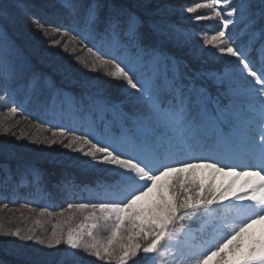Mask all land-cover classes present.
Here are the masks:
<instances>
[{
	"label": "snow or ice",
	"instance_id": "6c2138e0",
	"mask_svg": "<svg viewBox=\"0 0 264 264\" xmlns=\"http://www.w3.org/2000/svg\"><path fill=\"white\" fill-rule=\"evenodd\" d=\"M218 5L223 6L217 9ZM20 6V0L0 4V18ZM62 7L82 27L45 26L38 17L33 23L53 47H60L65 36L69 42L92 43L88 51L96 49L98 62L91 70L103 69L107 77L123 81L107 85L116 87L123 98L113 99L106 90L66 92L39 72L0 28V68L7 69L0 74L4 94L19 85L45 106L50 100L86 113L89 127L79 135L72 132L73 139L64 146L91 158L83 162L91 169L97 164L113 166L99 171L110 173L114 182H98L101 202L68 204V209H91L85 217L88 223L66 230L58 224L47 239L34 232L22 237L55 251L26 254L16 249L6 253L12 260L0 259V264H95L89 257L108 264H139L136 258L141 254H155L148 258L160 264L173 247L172 264H264V0L184 6L188 13L202 7L211 10V16L197 15V21L212 16L221 21L214 34L203 31L202 45L193 44L194 34L170 21V5L153 0L134 5L62 0ZM241 23L240 34L233 35ZM245 35L246 43H236ZM69 42L63 44L64 51ZM205 46L213 58L212 48L235 58L234 66L198 71L173 51L187 47L185 55L198 60ZM13 104L9 111L15 114L22 106L14 98ZM200 168L211 169L206 184L196 177ZM218 173L232 179L216 187L212 181ZM29 177L38 185L41 173L34 167L21 170L19 164L13 171L7 159L0 162V183L20 185ZM240 178L244 179L237 186ZM64 187L74 185L66 180ZM46 211L41 209V215ZM74 218L71 214L68 220ZM192 220L203 222L202 235L204 225L210 224L211 232L186 245L181 233L190 229L181 222ZM101 221L110 230L103 241L94 233ZM0 231L21 236L20 230L4 231L2 225ZM61 244L67 246L63 251Z\"/></svg>",
	"mask_w": 264,
	"mask_h": 264
},
{
	"label": "rangeland",
	"instance_id": "374dc122",
	"mask_svg": "<svg viewBox=\"0 0 264 264\" xmlns=\"http://www.w3.org/2000/svg\"><path fill=\"white\" fill-rule=\"evenodd\" d=\"M127 1L132 5L140 2V0ZM197 2L206 4L210 0H196L194 3L183 4L181 6H174L168 0H153L154 4L170 5V21L181 30L193 33V44L202 45L203 31L211 30L209 32V35H211L214 34L216 29L206 24L201 31L190 25V22H198L195 19L197 15L211 16V10L206 7H202L194 13L186 11L184 6H194ZM12 3H14V0H0V4L8 5ZM20 3L21 6L12 8L11 13L6 18H0V28L5 31L8 40L21 51L24 57H27L31 61L39 72L50 76L66 92L78 95L86 89L91 92L106 90L107 93L111 94L113 99L123 98L116 87H107V85H123V81L107 77L103 69L98 71L91 70V66L98 62L96 49L93 48L92 52L88 51V47H93V44H88V42L80 39L69 42L70 37L65 36L60 47H53L47 43L48 38L33 23L32 18L38 17L40 22L45 26L63 25L68 28L82 27V24L77 25L73 22L69 10L62 7V0H20ZM231 3L235 5L238 3V0H231ZM222 6L218 5L217 9ZM217 25H221L219 19H217ZM235 27H241L238 31V34H240L244 25L241 23ZM244 37H246L247 41L248 37L246 35ZM181 38L183 39V37ZM65 42H69L68 51H64L63 49ZM236 43H241V41H237ZM207 47L205 46L206 51L201 57L206 61H210L217 71L225 70V66L228 68L234 66L235 58H233L230 64L223 63L221 62L222 58L230 56H221L217 49L212 48L211 51L216 53V57L213 58L207 51ZM187 51L188 48L186 49ZM77 57H79L82 63L78 62ZM85 65H88V67H85ZM104 82H107V84ZM4 87V82L0 80V161L2 162L7 159L8 162L19 163L22 169L34 167L40 171L39 164L54 163L94 173L98 178L93 188L86 189L89 199L85 202H101L104 197L101 195L102 189L97 187L98 182L111 184L114 182V178L110 173H101L99 170L113 166L97 164L95 170L91 169L83 163L91 158L84 157L81 153L64 146V144L73 139L72 132L79 135L89 127L85 126L83 131L77 128L84 117L89 119V116L66 105L62 107L59 102L53 103L49 100L45 106L34 97L30 98L19 85L12 86L9 95L5 96ZM13 98L17 104L22 106L20 109H24L28 113L22 111H17L15 114L11 113L9 109L14 106ZM39 112H45L46 115H50L52 124H54L53 122L59 124L61 121L62 127L56 128L58 126L55 125V127L53 126L50 129L47 125H39L36 120ZM82 116L84 117L82 118ZM61 129L64 130L63 134H61ZM96 131L101 135L104 134L103 128H97ZM53 132L56 134L53 135ZM52 140H55L56 143L50 144L49 141ZM204 172L203 168L196 170V177L199 181ZM231 179L232 177L230 176L218 173L214 181L219 186L221 183H226ZM243 179L240 178L238 180L237 186L239 183H242ZM30 181L28 178L27 181L20 185L9 182L6 184L9 187H5L4 189L2 186L0 187V225L3 226L4 231H15L18 229L21 233L20 237H14L4 235L0 231V250L2 252L8 253L16 249L22 250L26 254L35 253L37 250L40 252L55 251L47 249L44 245L36 244L35 241H26L22 237L34 232L37 236L47 239L50 237L53 227L58 224L66 230L69 226L77 228L82 223H88L85 217L91 213V209L83 211L68 209L69 203H76L72 200H66L60 205H51L44 200L41 187ZM28 183L32 185V194L34 196L32 200L28 199L26 194L23 196V192L29 186ZM224 203L227 204L228 202ZM41 209H47V211L41 215ZM61 212H63V215H60ZM71 214H75L73 221L68 220ZM202 225V221H197V225L193 227L182 224L184 229H190L189 232L182 235L186 245L199 242L211 232V225H204L206 231L202 235ZM180 228L181 225H178L177 229L179 230ZM94 233L97 240L103 241L110 235V230L101 221L98 222V227L94 230ZM66 247L64 244L59 246L61 251L66 249ZM173 249L176 251L175 247ZM143 257L144 255L141 254L140 257L136 258L139 259V264H148L143 263ZM89 260L95 261V264H108L107 261H100L95 257H89ZM111 264H115V261H112Z\"/></svg>",
	"mask_w": 264,
	"mask_h": 264
},
{
	"label": "trees",
	"instance_id": "16d2710c",
	"mask_svg": "<svg viewBox=\"0 0 264 264\" xmlns=\"http://www.w3.org/2000/svg\"><path fill=\"white\" fill-rule=\"evenodd\" d=\"M170 4L174 6H181L183 4H191L196 2V0H168ZM116 2L128 3L126 0H116ZM129 4V3H128ZM258 46V44H257ZM187 47L183 50L173 49L178 55H184V58L190 62V65L193 69L198 71L207 72L210 68V64L204 58L194 60L191 56L185 55ZM255 55V53H253ZM13 168V171H16L17 163L9 162ZM42 169L41 174V184L49 191V198L56 200L60 198L64 191V181L72 179L74 183H81L85 181H91L88 177L82 176L77 170L70 169L63 166H56L52 164H41ZM22 170V169H21ZM58 200V199H57ZM60 200V199H59ZM0 259L10 261L13 259V256L6 254L0 250Z\"/></svg>",
	"mask_w": 264,
	"mask_h": 264
},
{
	"label": "bare ground",
	"instance_id": "6f19581e",
	"mask_svg": "<svg viewBox=\"0 0 264 264\" xmlns=\"http://www.w3.org/2000/svg\"><path fill=\"white\" fill-rule=\"evenodd\" d=\"M86 42H88V41H86ZM88 44H91L92 45V43H89L88 42ZM6 71V69H4V68H0V74H2V73H4ZM2 82H3V80L2 79H0ZM16 104H17V102H16ZM18 111H22V112H24V113H28L26 110H24V109H19ZM46 113L44 112V113H38V115L36 116V120H37V122H38V124L39 125H47L50 129H52V127L54 126L55 127V125L56 126H58V127H56V128H60V127H62V125H61V121H60V123L59 124H56L55 122H53L54 124H52V121L50 120L51 119V117H50V115H46ZM84 116H82V118H83ZM89 124H90V118L89 119H86L85 117H84V119L82 120V122L77 126V128L80 130V131H83V128H85V126H89ZM57 131V130H56ZM1 162V161H0ZM184 233H181V236L183 235ZM174 248V247H173ZM173 248H170V249H168L167 250V259H165V260H161L160 261V264H172V253H174L175 251H174V249ZM155 254H148V257H151V256H154ZM148 257H143V261L146 263V262H148L149 264H154V261L152 260V259H149Z\"/></svg>",
	"mask_w": 264,
	"mask_h": 264
}]
</instances>
